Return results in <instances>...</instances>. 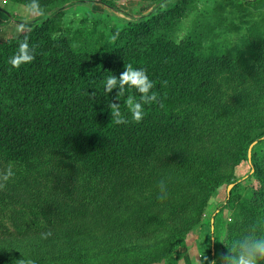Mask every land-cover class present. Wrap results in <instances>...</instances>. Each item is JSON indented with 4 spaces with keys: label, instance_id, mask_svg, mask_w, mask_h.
Listing matches in <instances>:
<instances>
[{
    "label": "trees",
    "instance_id": "16d2710c",
    "mask_svg": "<svg viewBox=\"0 0 264 264\" xmlns=\"http://www.w3.org/2000/svg\"><path fill=\"white\" fill-rule=\"evenodd\" d=\"M59 1L39 0L45 16L0 41V172H14L0 191V264H174L188 233L204 225L209 261L220 264L250 226L264 234V30L247 27L230 52L206 45L194 27L174 41L195 0H153L147 13L107 31L98 21L70 31L56 27ZM90 1L115 9L106 0L75 3ZM238 1L242 10L255 3ZM25 36L35 59L13 68L8 60ZM129 63L146 70L158 94L139 123L124 103L139 100L135 88L125 86L119 101L117 89L104 90ZM111 102L127 124L114 123ZM242 163L247 173L230 181L225 171ZM222 183L225 197L205 221ZM224 210L231 217L223 225Z\"/></svg>",
    "mask_w": 264,
    "mask_h": 264
},
{
    "label": "rangeland",
    "instance_id": "374dc122",
    "mask_svg": "<svg viewBox=\"0 0 264 264\" xmlns=\"http://www.w3.org/2000/svg\"><path fill=\"white\" fill-rule=\"evenodd\" d=\"M76 1L87 0H61L53 6L60 7L61 15L56 19V27L68 29L92 28L96 26L99 31H107L111 27L118 26L121 22L130 18H137L147 13L154 5L153 0H106L110 2L115 9L102 6L94 1L88 3H75ZM164 0L162 6L173 4L174 0ZM255 1L250 6H245L242 10L241 2L238 0H195L189 14L183 18L172 35L174 41H179L192 28L205 32L206 45H215L217 48L230 52L237 48L241 41V36L247 31V27L255 25L264 30V0ZM54 7V8H55ZM63 9V11H62ZM36 17L31 16L26 11V6L0 0V41L16 36L21 26V22L31 21ZM207 117L200 122H207ZM216 129L217 126H214ZM219 133L222 132L219 127ZM209 130H207V133ZM264 155V150L258 152ZM246 164L242 163L225 171L230 176V181H234L247 173ZM246 187V183L242 184ZM225 197L224 183L210 196L207 206L203 210L202 219L208 220L215 208L223 201ZM231 212L224 210L222 213V224L228 221ZM222 230V228H221ZM224 235V232L222 233ZM209 232L206 225L203 228L195 229L189 232L186 240V248H177L171 259L174 264H197L204 257L209 260ZM223 236L221 237V239ZM221 242V241H220ZM220 246L216 253V259L220 261ZM152 264H171L167 260H162Z\"/></svg>",
    "mask_w": 264,
    "mask_h": 264
},
{
    "label": "clouds",
    "instance_id": "9594fccd",
    "mask_svg": "<svg viewBox=\"0 0 264 264\" xmlns=\"http://www.w3.org/2000/svg\"><path fill=\"white\" fill-rule=\"evenodd\" d=\"M26 11L33 17L45 16V11L41 7L39 0H30L26 5ZM30 31V29H27ZM18 32H24L25 26L21 25L17 29ZM119 33H115L110 37L111 42H115ZM35 59V47H30L28 37L25 36L24 40L19 43L18 51L9 58L8 63L13 68H19L22 64L31 63ZM166 83V82H165ZM127 86L128 88H135L139 93V100L136 97L129 95L124 101L131 118L139 123L144 117V106L158 103V94L151 91L155 83L149 79L146 70L142 68H134L132 64L124 65V70L117 76L111 75L106 78L104 90L108 94L113 89H117L115 100L119 101V97L125 95ZM111 109V117L115 124H127L128 120L125 115L120 111V103L111 102L108 106ZM14 176V172L9 167L8 169L0 172V191H2L7 184V181ZM160 188V195L158 199L161 201L167 199L166 185L163 180L158 183ZM260 232V225L254 224L250 226L249 234L244 235L238 240L232 242L230 248L227 249L220 261V264H261L264 261V234H257ZM41 239H48L52 236L51 231L42 232ZM18 264H36V261L31 258H21ZM197 264H217L216 260H208L204 257L202 261H197Z\"/></svg>",
    "mask_w": 264,
    "mask_h": 264
},
{
    "label": "water",
    "instance_id": "95a60500",
    "mask_svg": "<svg viewBox=\"0 0 264 264\" xmlns=\"http://www.w3.org/2000/svg\"><path fill=\"white\" fill-rule=\"evenodd\" d=\"M249 150H250V146H249L248 149H247V160H248V161H249ZM230 187H231V185L227 186V188H226V192L229 191ZM210 249H211V248H210Z\"/></svg>",
    "mask_w": 264,
    "mask_h": 264
}]
</instances>
